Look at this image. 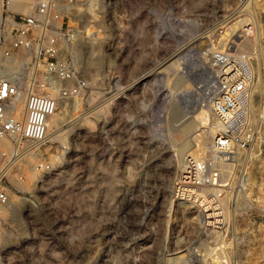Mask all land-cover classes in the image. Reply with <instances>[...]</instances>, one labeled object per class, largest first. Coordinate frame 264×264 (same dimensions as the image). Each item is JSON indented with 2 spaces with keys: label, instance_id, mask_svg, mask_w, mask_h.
<instances>
[{
  "label": "rangeland",
  "instance_id": "obj_1",
  "mask_svg": "<svg viewBox=\"0 0 264 264\" xmlns=\"http://www.w3.org/2000/svg\"><path fill=\"white\" fill-rule=\"evenodd\" d=\"M112 1L102 3L92 29L79 27L82 37L86 28L105 35L100 62L72 57L86 81L73 101L82 100L81 111L74 112L75 103L68 101L58 111L78 116L75 130L64 142L48 139L41 146L37 158L50 169L30 189L14 180L9 184L20 202L14 215L9 205L6 219H0L1 231L10 233L8 244L0 246V264H174L178 256L199 253L195 247L209 240L191 206L164 205L179 173L174 150L187 140L177 130L180 114L172 113L164 97L169 88L179 93L188 84L200 94V106L206 103L203 82L186 81L168 66L182 58L179 70L200 69L199 62L209 67L204 53L210 36L236 10L237 0ZM254 8L249 11L262 19V9ZM253 70L256 100L262 97V69L253 64ZM110 97L109 108L101 111ZM248 153L238 154L240 161L228 171L231 212L222 235L228 264H264V151L253 165ZM54 155L60 158L56 163L50 160ZM31 163L26 166L33 168ZM249 194L259 202L248 203Z\"/></svg>",
  "mask_w": 264,
  "mask_h": 264
},
{
  "label": "built area",
  "instance_id": "obj_2",
  "mask_svg": "<svg viewBox=\"0 0 264 264\" xmlns=\"http://www.w3.org/2000/svg\"><path fill=\"white\" fill-rule=\"evenodd\" d=\"M111 1L101 3L110 6ZM250 1L237 0L236 10L211 35L206 52L214 80L215 133L203 157L183 158L175 182L176 199L198 209L200 231L210 247H218L217 238L228 231L217 205L231 190L226 171L264 135V97L256 109L249 107L258 105L255 98H245L253 85V64L262 69L264 79V15L261 19L249 11ZM90 2L0 0V140L10 143L0 149V209L11 203L10 182L24 181L22 169L29 158L39 174L49 171L37 158L48 140L49 120L86 87L71 52L79 27L91 26Z\"/></svg>",
  "mask_w": 264,
  "mask_h": 264
},
{
  "label": "bare ground",
  "instance_id": "obj_3",
  "mask_svg": "<svg viewBox=\"0 0 264 264\" xmlns=\"http://www.w3.org/2000/svg\"><path fill=\"white\" fill-rule=\"evenodd\" d=\"M101 6H103V7L105 6V5H102L101 0H91L90 4L87 6V12L92 17V19H93L92 21L93 22L96 21L97 18L99 17L98 13L101 11L100 10ZM248 7H250V8H254L255 7L258 10L262 9V11L264 12V3H258L257 0H251L250 1V6H248ZM102 9H104V8H102ZM257 9H255V10H257ZM100 14H102V13H100ZM256 14H258V12H256ZM116 27H118V26L116 25ZM233 27H234V29H236V24L233 25ZM84 28H85V26H84ZM90 28H86L85 29L84 32H86V34L83 37L81 36L80 29L78 31L79 39H78V42L76 43V46L73 47V50L71 52L72 57L75 58L76 61H77V59L78 60L80 59V61H82L81 59L83 57H85V58H88V60H93L94 62H98L101 58H103L102 57L103 54L101 52V49H102V47H101V45H102L101 39L104 37L105 34L102 35L101 34L102 31L101 30L99 31V30H96V29L92 30V32H91ZM123 29H124V27H123ZM206 34H205L204 38H208V40H209V35L207 34V36H206ZM106 36H107V34H106ZM87 40H89V41H87ZM206 41H207V39H206ZM202 45H203V43H202ZM204 56H205V58L208 57L207 52L204 53ZM180 59H182V58H178L175 61H173V63H171V65L168 66V68L169 69H174V70H171L173 72L179 71L181 77L184 78L186 81L191 80L193 82L195 79H199L200 82H203V86L199 87V88H200L201 92L205 95V97L209 98V99L206 100L205 104L200 106V104H199L200 94L197 93V90H193V89L190 90L189 89L190 86L188 84L179 93H175V91H172V89L169 88V91L167 92V94L164 97V102H165V104L167 103L168 106L170 105L168 108L170 110H172V113L176 117H177V115L180 114L179 119L181 121L179 120L180 123L178 125L177 130H180L183 134L187 135V140H185L182 143H180L174 150V151H176L175 154H177V156H178V157H176V159H178L177 160L178 161L177 164H179V166L177 165V167L179 168V173H177L178 175L176 176V178H175L176 180L175 181L178 180V177L180 175L183 158L185 156H188V155L193 156V157L198 158V159L203 157L209 151V144H210L212 136L215 133V114H214V112L212 111V108H211L212 96L214 94V80H213V74H212V71L210 69V66L209 67L208 66L204 67V66H202V63L199 62L197 65L201 66L200 69L179 70V69H181V64H182ZM85 61H86V59H85ZM96 64H98V63H96ZM197 65H195V66H197ZM255 70H258V69H255ZM156 74H158V73H156ZM255 84L254 83H253V85L251 84V87L249 89H247V91H246L247 95H246L245 98L251 99V97L255 96L254 93H255V88L257 86ZM259 87H261V89H262L260 94L262 96L261 98H263L264 97V79H263V77H262L261 84L259 83ZM123 89H125V88H123ZM205 90L206 91L208 90V92L205 93L204 92ZM172 92L175 94L176 98H171L170 95L172 94ZM46 94L49 95V96H54L55 92L54 91H48V92H46ZM261 98L260 99H258V98L256 99L257 104H258L257 105L258 108H259V104H260ZM77 99H78L76 101L77 103H75V102L72 103V104L75 103L74 104L75 107L72 109L74 112L81 111V102H82V100L79 99V98H77ZM93 99H94V97H93ZM110 99H111V97L110 98H105L103 100V105H105L106 103L107 104L105 106L102 105L103 106V107L101 106L102 108L100 107L101 111H103L105 107L109 108V105L111 104L109 102ZM177 105H180L181 109L180 108L178 109L179 106H177ZM257 106L256 105H251V104L249 105V107L255 108V109L257 108ZM96 108H98V107H96ZM96 108H95V110H96ZM97 110H99V108ZM66 112L67 113H64V112L61 113V112H59L57 110L52 115V117L49 120L48 128H47V138L48 139H51L53 141L61 140L62 142H64V140L67 138V135L70 132H73L75 130L74 128L78 124L77 123L78 116L76 114L72 113L71 110L70 111H66ZM95 113H97V111ZM168 114H169V112H168ZM80 119L83 120V118H80ZM85 119L86 118H84V120ZM175 120H177V119H175ZM86 123L88 124V128H90L91 127L90 121H86ZM84 132H85V130H84ZM162 137H163V135H162ZM260 137H263V136L260 135ZM259 142H260V140L257 139V141H255L251 145V147H250V149L248 151L249 153L247 154V156L249 157V163H248L249 165H253V163L256 162L257 158H259L261 153L264 151V149H263L264 145L262 144V141H261V144ZM263 143H264V138H263ZM9 147H10V143L7 140H5V139L4 140H0V149H8ZM52 157H53L52 159L50 157V160L52 161V163H56L60 159L57 155L56 156L54 155ZM236 160L240 161V159H237V156H236ZM28 161H32V158H29ZM172 162H174V161H172ZM156 165H158V164H156ZM153 167H156V166H153ZM22 171L25 174V177L27 178L26 179L27 181H23L20 184L18 183L19 188L21 187L22 189H30L29 183H31V181H33V183H35L36 180L39 178L40 174L34 168H29L27 166H24ZM152 171H154V169H152ZM228 171H226V172H228ZM152 174H153V172H152ZM154 174H155V172H154ZM155 176H156V174H155ZM14 182L16 184V181H14ZM147 182L149 183L150 181H147ZM173 184H174V186L171 185L172 186L171 187L172 191L171 192L168 191L169 193H171V195L168 194V195H170L169 199H168V201L166 200L167 203L164 204V205L169 206L170 209L172 207L174 209V206L176 205V202H178V204H180V202L175 197V183H173ZM260 185H262V184H260ZM165 192L166 191L163 192L162 197L166 196ZM13 196H14V198L12 197L13 200H11L10 207H8V208H11L10 210L12 211V215H14V213L16 212V205L19 204V202H20V198L18 196H16V195H13ZM249 196H250V198L248 200V203L259 202V200H260L259 197H257V196L255 198H253L251 194H249ZM165 198H167V197H165ZM162 200L165 201L164 198ZM217 205H218V209L221 212V214H224V221L227 223V221H228L227 219H229L228 217H230L229 214L231 212V210L229 209V206H228V194H226L224 196V198L219 200ZM262 206L264 208V205H262ZM191 208L193 209V211H191V213L192 214H196L194 219H196L198 224H199V226L202 227V221L198 218V215H197V210L198 209H196L194 207H191ZM128 209L129 208H127V210ZM126 215H127V212H125V216ZM6 217H7L6 209H0V219H6ZM109 235H110L109 236L110 239L114 238V236H112V233H110ZM9 238H10V233H6V232H4V230L1 231V229H0V246H3L4 244H6L8 242ZM222 239H223L222 236L217 238L218 242L216 243V246L218 245V247H215V246L214 247H210L209 246V241L207 242L206 239L201 240L200 241V245L195 247L197 249L196 252H199V253H196V254L193 253L192 256H189V255L178 256V257L174 258V261H175L174 264H192L193 262L195 264L196 263L198 264V262L201 261V259H202L203 262L204 261L205 262L208 261L209 262V263L207 262L208 264H228L227 256H226L225 251H224L225 245L223 244ZM4 247H5V245H4ZM161 251H163V250H161ZM165 253L166 252L162 253L163 256L161 258V262H163V260H164V262L167 261L166 258H165L166 257ZM200 257H202V258H200ZM126 261H127V259H126Z\"/></svg>",
  "mask_w": 264,
  "mask_h": 264
}]
</instances>
